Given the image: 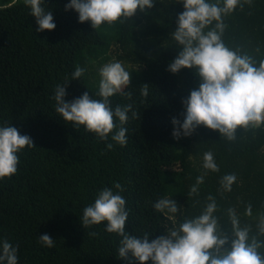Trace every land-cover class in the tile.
Masks as SVG:
<instances>
[{
	"label": "trees",
	"instance_id": "obj_1",
	"mask_svg": "<svg viewBox=\"0 0 264 264\" xmlns=\"http://www.w3.org/2000/svg\"><path fill=\"white\" fill-rule=\"evenodd\" d=\"M69 2L44 0L56 28L41 32L24 0H0V127H16L35 145L17 154L16 174L0 180V239L19 246L18 264H139L131 253L127 259L119 258L121 237L105 231L107 222L87 228L81 224L83 209L103 188L117 191L116 182L124 189L120 194L126 200L125 231L130 235L148 233L149 241L165 235L185 218L198 216L208 195L216 198V215L229 237L226 248L235 238L228 208L235 207L242 225L252 223L255 232V221L243 212L248 202L254 216L264 211V127L238 128L233 142L204 126L191 136L172 137V118L183 122L182 100L200 83L194 69L175 74L167 70L181 50L171 33L178 27L183 3L155 0L152 8L137 9L124 23L93 29L90 21H78L75 10L65 11ZM225 23L223 39L229 48L257 61L264 59V0L237 9ZM114 45L121 59L133 63L130 85L124 89L131 98L119 93L109 98L113 110L131 103L137 113V118L128 114L124 125L128 143L123 147L112 141L114 133L102 141L83 126L76 129L65 122L53 99L56 86L67 81L66 102L85 92L101 99L90 66L95 60H107ZM77 66L85 72L79 80H71ZM144 84L149 85L147 97L140 91ZM107 143L113 144L111 150ZM209 150L220 171L209 172L199 194L189 196L196 178L204 174L203 154ZM232 173L237 181L231 192L222 193L219 180ZM160 198L175 200L178 212L155 210ZM92 232L96 235H89ZM43 234L55 241L54 247L39 242ZM260 251L264 253V248Z\"/></svg>",
	"mask_w": 264,
	"mask_h": 264
},
{
	"label": "clouds",
	"instance_id": "obj_2",
	"mask_svg": "<svg viewBox=\"0 0 264 264\" xmlns=\"http://www.w3.org/2000/svg\"><path fill=\"white\" fill-rule=\"evenodd\" d=\"M184 11L179 14L177 29L171 33V39L180 47L178 56L170 62L168 71L178 73L181 69H194L199 77V88L192 90L187 99L182 100L185 111L181 114L183 122L172 118V137L179 140L188 137L200 126L218 131L223 139L229 142L236 140V130L259 129L264 127V59L239 50L229 48L224 42V34L228 28L225 18L237 9L243 10L247 5L253 6V0H180ZM155 0H70L65 11L75 10L78 21L91 22L93 29L102 24L113 25L124 23L134 16L137 9L144 11L152 8ZM30 7V14L36 18L37 31H52L56 28L50 10L44 7V0H24ZM259 52V49H257ZM85 69L77 66L71 80H79ZM101 77L97 95L101 99H93L89 92L71 102L65 101L66 85L69 81L58 84L53 99L55 111L67 123L78 129L83 126L89 133H95L107 141L109 134L112 141L120 146L128 143V129L124 125L137 113L132 111L133 105H117L111 107L110 97L121 94L131 98L130 92L124 89L130 85L131 74L119 61L104 64L99 69ZM145 97L149 93V85L140 87ZM119 121V126L116 121ZM115 130V131H114ZM35 147L32 139L21 135L16 127L5 125L0 127V180L16 174L20 163L17 155L24 148ZM112 143L106 144L111 150ZM203 175L196 178L190 188L189 196L199 194V185L209 173H218L220 167L213 151L203 154ZM237 181L236 174H225L219 180V191L231 192ZM112 188L99 191L93 204L83 209L81 224L84 228L107 222L105 231L121 237L119 241V258L127 259L129 253L139 264H264V211L253 214L251 202L245 204L243 215L255 221L253 224L241 223V216L235 207L227 209V218L231 225V241L222 231L216 198L206 197L203 211L194 218H185L179 226H173L156 239L149 241V234L143 236L130 235L125 231V223L129 213L126 211V200L120 194L123 187L114 183ZM155 210L175 214L178 204L170 198H160L153 205ZM89 235L95 236L92 232ZM39 242L47 247H54L53 239L48 234L39 236ZM18 245L13 246L7 239H0V264H18Z\"/></svg>",
	"mask_w": 264,
	"mask_h": 264
},
{
	"label": "rangeland",
	"instance_id": "obj_3",
	"mask_svg": "<svg viewBox=\"0 0 264 264\" xmlns=\"http://www.w3.org/2000/svg\"><path fill=\"white\" fill-rule=\"evenodd\" d=\"M120 50L119 47L114 45L111 49L109 58L107 60H95L92 65L90 66V72L93 76V78L96 81H100L101 77L99 75V69L106 63L113 62V61H119L122 63V65L125 67L127 71H130L133 68V63L130 61H127L125 59L120 58Z\"/></svg>",
	"mask_w": 264,
	"mask_h": 264
}]
</instances>
